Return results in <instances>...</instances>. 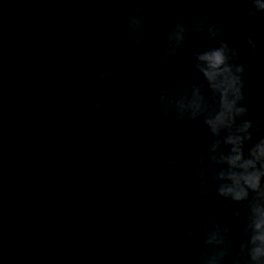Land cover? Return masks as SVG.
Here are the masks:
<instances>
[{
	"label": "water",
	"instance_id": "95a60500",
	"mask_svg": "<svg viewBox=\"0 0 264 264\" xmlns=\"http://www.w3.org/2000/svg\"><path fill=\"white\" fill-rule=\"evenodd\" d=\"M138 3L140 46L126 27ZM249 7L247 0H0V264H202L208 221L231 228L236 254L238 206L214 191L204 197L197 179L210 138L199 121L164 116L159 97L188 78L194 52L218 46L192 34L193 22H225L230 40ZM181 18L189 29L184 51L162 66L167 33ZM249 29L260 38L258 55L236 43L249 65L252 118L264 119V15ZM109 62L111 77L94 88Z\"/></svg>",
	"mask_w": 264,
	"mask_h": 264
},
{
	"label": "clouds",
	"instance_id": "9594fccd",
	"mask_svg": "<svg viewBox=\"0 0 264 264\" xmlns=\"http://www.w3.org/2000/svg\"><path fill=\"white\" fill-rule=\"evenodd\" d=\"M247 3L248 19L230 35V40L223 38L229 33L225 22H209L206 17H199L191 24L192 34L215 41L218 46L194 52L189 57L188 78L171 93L165 90L159 97L164 116L185 124L199 121L210 138L207 154L200 157L197 170L202 195L207 197L214 191L217 197L238 206L231 210L241 229L236 254H231V228L220 221H208L202 227L205 236L202 264H264V119L252 118L245 94L249 65L240 62L241 52L236 43L242 41L249 55H258L260 38L249 25L258 15H264V0ZM143 16L144 7L138 3L126 17L130 42L136 46L143 44ZM83 31L91 29L85 25ZM188 35L183 18L178 19L167 33L162 66L171 65L173 58L184 51ZM97 47L93 42L90 51L95 52ZM110 64L99 71L94 88L111 77ZM79 74L77 69L74 75ZM90 108L99 110L101 105L93 104ZM176 163L172 159L169 166ZM181 183L187 186L185 181ZM176 192V185L169 186L170 196L174 197ZM186 236L189 239L195 236L194 226L186 229Z\"/></svg>",
	"mask_w": 264,
	"mask_h": 264
}]
</instances>
